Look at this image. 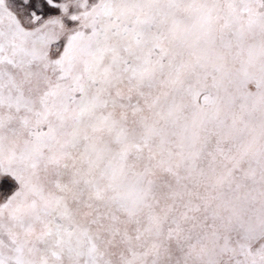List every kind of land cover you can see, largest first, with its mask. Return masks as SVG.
Instances as JSON below:
<instances>
[{
	"label": "snow or ice",
	"instance_id": "6c2138e0",
	"mask_svg": "<svg viewBox=\"0 0 264 264\" xmlns=\"http://www.w3.org/2000/svg\"><path fill=\"white\" fill-rule=\"evenodd\" d=\"M0 264H264V0H0Z\"/></svg>",
	"mask_w": 264,
	"mask_h": 264
}]
</instances>
